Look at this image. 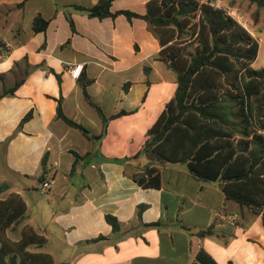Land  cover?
<instances>
[{
  "label": "crops",
  "instance_id": "1",
  "mask_svg": "<svg viewBox=\"0 0 264 264\" xmlns=\"http://www.w3.org/2000/svg\"><path fill=\"white\" fill-rule=\"evenodd\" d=\"M99 1L0 0V199L16 193L28 207L8 236L18 241L32 226L47 242L29 250L50 254L55 264H202L200 251L217 264H264L262 215L227 199L220 180L196 178L187 163L145 151L177 75L159 60V35L147 21L101 20L74 9ZM149 1L115 0L112 11L143 15ZM201 1L236 16L259 43L252 67L264 69V8L249 0ZM38 15L50 22L46 31L34 30ZM79 64L74 79L69 70ZM18 82L14 94L2 96ZM59 100L90 137L58 117ZM147 166L159 168V189L132 179ZM49 178L56 184L43 193ZM31 188L41 192L38 214ZM107 215L117 218L118 231ZM211 226L213 234L199 235Z\"/></svg>",
  "mask_w": 264,
  "mask_h": 264
},
{
  "label": "trees",
  "instance_id": "2",
  "mask_svg": "<svg viewBox=\"0 0 264 264\" xmlns=\"http://www.w3.org/2000/svg\"><path fill=\"white\" fill-rule=\"evenodd\" d=\"M114 1L100 0L93 7L74 9L101 20L125 15L129 21H147L159 35V60L177 75L175 95L149 130L145 151L168 162L187 163L196 178L220 180L227 199L262 215L264 225V69L252 67L258 41L237 18L210 1L150 0L143 15L113 12ZM249 1L264 8V0ZM67 17L75 30L71 15ZM49 23L38 15L34 30L46 31ZM21 84L6 89L2 96L14 94ZM87 84L84 93L90 100ZM97 109L106 129L108 119ZM57 114L69 126L91 136L65 115L61 100ZM31 116L29 113L22 123ZM76 157L77 161L83 158ZM75 168L76 163L72 172ZM132 179L145 188L159 189L162 184L160 170L154 166L133 174ZM27 209L16 193L0 199V264H55L50 254L29 250L47 242L32 226L23 228L18 241L8 236V229L25 218ZM106 219L115 232L119 230L117 218L107 215ZM211 234L212 226L199 232L201 237ZM198 261L217 264L204 251L198 254Z\"/></svg>",
  "mask_w": 264,
  "mask_h": 264
},
{
  "label": "built area",
  "instance_id": "3",
  "mask_svg": "<svg viewBox=\"0 0 264 264\" xmlns=\"http://www.w3.org/2000/svg\"><path fill=\"white\" fill-rule=\"evenodd\" d=\"M232 16H234V15H232ZM234 17L236 18V16H234ZM83 67H84V65L79 64V65H75L73 68H71L69 70V73L72 76V78L78 79L81 76ZM55 184H56L55 179L49 178V179L43 180L41 182L40 189L43 193H48L53 189Z\"/></svg>",
  "mask_w": 264,
  "mask_h": 264
},
{
  "label": "rangeland",
  "instance_id": "4",
  "mask_svg": "<svg viewBox=\"0 0 264 264\" xmlns=\"http://www.w3.org/2000/svg\"><path fill=\"white\" fill-rule=\"evenodd\" d=\"M4 149L0 150V161L2 160L1 154L3 153ZM1 164V163H0ZM1 174V172H0ZM37 184V183H36ZM36 188H31L30 190L32 191L33 197L29 199L30 201V206H31V211L33 214H38L41 212V192H35ZM34 191V192H33ZM45 195V194H44ZM12 234V233H11ZM12 236H15L12 234Z\"/></svg>",
  "mask_w": 264,
  "mask_h": 264
},
{
  "label": "water",
  "instance_id": "5",
  "mask_svg": "<svg viewBox=\"0 0 264 264\" xmlns=\"http://www.w3.org/2000/svg\"><path fill=\"white\" fill-rule=\"evenodd\" d=\"M42 179H43V177H42Z\"/></svg>",
  "mask_w": 264,
  "mask_h": 264
}]
</instances>
